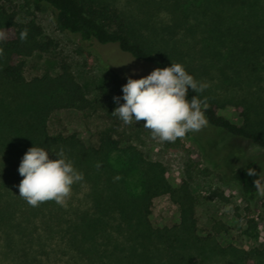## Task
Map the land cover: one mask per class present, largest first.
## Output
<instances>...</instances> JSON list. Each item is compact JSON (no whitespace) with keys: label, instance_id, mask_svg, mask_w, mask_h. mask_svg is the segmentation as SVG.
Listing matches in <instances>:
<instances>
[{"label":"trees","instance_id":"obj_1","mask_svg":"<svg viewBox=\"0 0 264 264\" xmlns=\"http://www.w3.org/2000/svg\"><path fill=\"white\" fill-rule=\"evenodd\" d=\"M0 0V234L3 252L15 253L21 264H210L228 260L247 263L264 256V248L221 247L207 233H197L193 198L185 185L173 187L160 161L146 159L133 144L100 136L86 145L76 133L51 134L50 112L82 105L84 92L66 63L55 75L27 82L23 55L53 45L43 40L34 20L21 22ZM125 11L113 0H26L35 9H49L55 27L71 35L74 52L104 65L98 46L115 44L132 58L155 68L180 63L196 80L210 87L189 91L188 98L208 97L205 115L211 126L249 140L264 149V0H131ZM164 10V20H154ZM154 14V13H153ZM156 15V14H155ZM28 35L20 40V32ZM230 105L241 121L219 112ZM192 132L185 137L191 136ZM42 147L49 158L61 149L83 173L72 186L71 201L81 191L84 203L64 209L54 201L30 206L19 196L20 161L30 147ZM97 164L100 165L97 168ZM257 159L244 162L230 177L249 201L257 197ZM119 176V180L114 178ZM167 194L178 204L179 221L155 226L149 221L154 198ZM69 202L67 206L70 204ZM40 218L38 227L34 220ZM48 236L51 240L47 242Z\"/></svg>","mask_w":264,"mask_h":264},{"label":"rangeland","instance_id":"obj_2","mask_svg":"<svg viewBox=\"0 0 264 264\" xmlns=\"http://www.w3.org/2000/svg\"><path fill=\"white\" fill-rule=\"evenodd\" d=\"M2 3L8 11L15 13L18 21L34 20L40 25L42 33L38 39L50 37L53 41L47 50L34 47L23 55L24 79L32 82L44 75H55L59 64L66 63L83 88L85 100L82 105L50 112L47 120L49 133L74 132L86 145L96 144L100 136L117 139L121 145H135L146 159L162 163L165 177L173 187L185 185L193 198L192 212L198 234L210 233L213 241L221 247L233 246L246 251L264 248V197L257 195L253 201L247 200L240 186L230 177L232 171L251 159L258 160L261 174H264V149L209 123L201 131L172 143L153 139L150 131L144 129L143 121L124 125L118 116L112 114L118 107L113 97H122V86L128 77H145L154 68L120 51L115 44L98 46L102 65L74 52V38L55 27L49 9L37 10L26 0H5ZM113 3L129 12L134 8L131 0H113ZM155 10L152 8L154 20L166 19L167 12ZM120 103L124 101L121 99ZM219 112L233 122L241 121L238 109L233 106L227 105ZM81 197L82 192H76L69 201L71 203L64 207L65 211L75 205L81 206L84 203ZM148 218L152 225L171 226L179 221V206L169 195H159L152 201ZM33 222L41 227L39 217ZM47 242H51L49 236ZM2 243L0 234V264H21L15 253L3 252ZM57 258L51 254L49 264H56ZM210 264L234 262L221 260ZM246 264H264V256H252Z\"/></svg>","mask_w":264,"mask_h":264},{"label":"clouds","instance_id":"obj_3","mask_svg":"<svg viewBox=\"0 0 264 264\" xmlns=\"http://www.w3.org/2000/svg\"><path fill=\"white\" fill-rule=\"evenodd\" d=\"M3 35L0 33V39ZM27 35L28 29L25 28L20 32V40H26ZM2 54L3 49H0ZM209 87V83L190 75L182 64L171 63L170 67L155 68L139 79L128 77L122 86V97H113L118 107L112 114L118 116L124 125L143 121L144 129L150 131L153 139L172 143L189 132H199L208 126L205 115L209 108L208 97L193 95L189 99L188 94L190 90L196 94L203 93ZM55 157L50 159L47 150L33 146L20 161L18 173L22 180L18 185L19 196L32 207L47 201L67 207L72 186L84 179L83 173L74 167L63 149ZM96 166L100 167L99 164ZM246 174L254 177L253 187L258 196L264 197V174L251 167ZM114 179L119 180L120 177Z\"/></svg>","mask_w":264,"mask_h":264}]
</instances>
